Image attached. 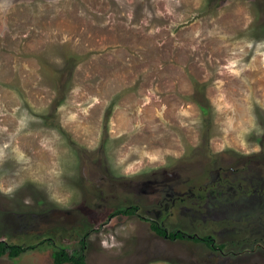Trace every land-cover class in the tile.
I'll list each match as a JSON object with an SVG mask.
<instances>
[{"label":"rangeland","instance_id":"374dc122","mask_svg":"<svg viewBox=\"0 0 264 264\" xmlns=\"http://www.w3.org/2000/svg\"><path fill=\"white\" fill-rule=\"evenodd\" d=\"M44 239H84L85 264H264V0H0V240Z\"/></svg>","mask_w":264,"mask_h":264},{"label":"trees","instance_id":"16d2710c","mask_svg":"<svg viewBox=\"0 0 264 264\" xmlns=\"http://www.w3.org/2000/svg\"><path fill=\"white\" fill-rule=\"evenodd\" d=\"M67 68V67H66ZM65 68V69H66ZM61 96H58V100L56 102L57 104L61 103ZM194 100L200 105L202 113L204 115H207L209 112V105L207 103V100L204 95V88L202 84H196L195 94H194ZM208 121V119H207ZM137 206L136 205H126L119 207L112 211L109 214V217L116 216V215H124V216H130V215H136L137 212ZM145 220H148L146 218H143ZM150 224L151 230L157 234L158 236L168 238L170 240L174 239H183V238H192L195 241H203L206 245L214 248L215 243L212 236H203L198 237L194 234H188L186 231L182 229H173L169 230L166 227L162 226L159 222L155 220H148ZM50 243L49 239H44L42 241H39L36 244L33 245H27L23 246L21 244H12L7 243L4 240H0V258L7 256L9 258H16L21 256L24 252H26L29 249H34L37 246H41L44 243ZM53 245V244H52ZM85 240L81 239L79 241V246L73 249H70L67 246H55L53 245V251H52V257L55 264H85ZM220 247L223 245H219Z\"/></svg>","mask_w":264,"mask_h":264},{"label":"flooded vegetation","instance_id":"af4514ba","mask_svg":"<svg viewBox=\"0 0 264 264\" xmlns=\"http://www.w3.org/2000/svg\"><path fill=\"white\" fill-rule=\"evenodd\" d=\"M213 187H215V188H217L216 190H217V192H216V197H218V196H220L221 194L219 193L220 191H222V190H224V189H232V188H234L232 185H226L224 182H222L221 180L220 181H218V182H216V183H214V186ZM191 188H193V186H191ZM191 188H188L187 189V191L185 192V193H183V192H172V194H173V197L171 198V201H172V204H174L175 203V201H176V199H178V202L179 203H181L182 202V200H185L184 198H185V195L184 194H187V192L188 193H190V194H193V192H191L192 190H191ZM211 190H213V189H211ZM223 192V191H222ZM175 195V196H174ZM207 195H209V194H207ZM199 196V195H198ZM197 196V197H198ZM233 195H231V197H232ZM213 197H215V196H213ZM229 199H230V196H229ZM228 199V201L229 202H231V200H229ZM137 209H139V207H137ZM138 211V210H137ZM136 215L137 216H139V212H136ZM141 217H143V216H141ZM151 220H155V219H151ZM155 221H157V220H155ZM158 222V221H157ZM163 226V225H162ZM165 227V226H164ZM213 240H214V238H213ZM215 248H219L220 249V251H224V246H219V247H217L216 246V244H215V246H214V249Z\"/></svg>","mask_w":264,"mask_h":264}]
</instances>
